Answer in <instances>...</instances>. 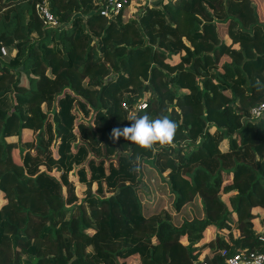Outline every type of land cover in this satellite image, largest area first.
Returning a JSON list of instances; mask_svg holds the SVG:
<instances>
[{"label":"trees","instance_id":"obj_1","mask_svg":"<svg viewBox=\"0 0 264 264\" xmlns=\"http://www.w3.org/2000/svg\"><path fill=\"white\" fill-rule=\"evenodd\" d=\"M106 1L0 0V264L264 251V0ZM144 112L170 145L109 139Z\"/></svg>","mask_w":264,"mask_h":264},{"label":"clouds","instance_id":"obj_2","mask_svg":"<svg viewBox=\"0 0 264 264\" xmlns=\"http://www.w3.org/2000/svg\"><path fill=\"white\" fill-rule=\"evenodd\" d=\"M253 115L260 118L261 112L255 111ZM127 120L131 122L129 125L111 129L109 139L116 142L120 137H123L146 150L152 149L156 144L170 145L179 128V124L168 116L152 118L147 112H144L143 115L138 113L129 115Z\"/></svg>","mask_w":264,"mask_h":264},{"label":"built area","instance_id":"obj_3","mask_svg":"<svg viewBox=\"0 0 264 264\" xmlns=\"http://www.w3.org/2000/svg\"><path fill=\"white\" fill-rule=\"evenodd\" d=\"M125 2H127V0H107L105 2L104 7H102L101 9V13L107 16L111 15L112 13H116L119 11V9ZM36 7L40 15L43 17L44 22L50 24L58 23L57 19L53 17L46 4L39 3L36 5ZM1 50L3 53L5 52L4 47H1ZM145 104L146 102L144 100H140L137 103V107L142 108L145 106ZM255 111L261 112L260 118L264 117V101L253 105L249 109L247 117L258 119L256 116L253 115ZM262 239H264V237H262ZM222 253L226 255V250H223ZM204 264L208 263L205 262ZM225 264H264V251L250 253H247L245 250L236 251L226 255Z\"/></svg>","mask_w":264,"mask_h":264},{"label":"crops","instance_id":"obj_4","mask_svg":"<svg viewBox=\"0 0 264 264\" xmlns=\"http://www.w3.org/2000/svg\"><path fill=\"white\" fill-rule=\"evenodd\" d=\"M253 210L255 212H261L262 209H261V207L256 206L253 208ZM254 221H255L257 228H261L262 225L259 223L258 218H255ZM214 230H215V228L212 226L207 228V230L203 233V235L197 240L196 244L201 243V242L209 239L214 234ZM204 253L211 255L212 251L210 249H206L204 251Z\"/></svg>","mask_w":264,"mask_h":264},{"label":"rangeland","instance_id":"obj_5","mask_svg":"<svg viewBox=\"0 0 264 264\" xmlns=\"http://www.w3.org/2000/svg\"><path fill=\"white\" fill-rule=\"evenodd\" d=\"M135 0H133L132 2H134ZM147 1H152V0H147ZM134 3H136V2H134ZM132 4V6H131V8H130V11H129V14L130 15H132V14H134L137 10H138V7L137 6H135L136 4ZM178 182H179V184L181 185V190H182V194H183V196L186 198V199H188L189 197H191V190H190V188H189V185H188V183H185V182H181V181H179V179H178Z\"/></svg>","mask_w":264,"mask_h":264}]
</instances>
